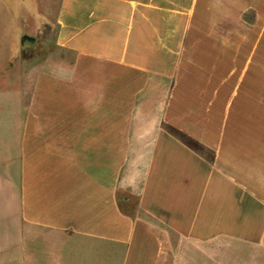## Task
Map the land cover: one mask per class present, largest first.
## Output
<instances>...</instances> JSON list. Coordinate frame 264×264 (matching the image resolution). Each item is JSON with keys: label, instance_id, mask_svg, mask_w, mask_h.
<instances>
[{"label": "crops", "instance_id": "crops-1", "mask_svg": "<svg viewBox=\"0 0 264 264\" xmlns=\"http://www.w3.org/2000/svg\"><path fill=\"white\" fill-rule=\"evenodd\" d=\"M0 35V264H264V0H0Z\"/></svg>", "mask_w": 264, "mask_h": 264}, {"label": "rangeland", "instance_id": "rangeland-1", "mask_svg": "<svg viewBox=\"0 0 264 264\" xmlns=\"http://www.w3.org/2000/svg\"><path fill=\"white\" fill-rule=\"evenodd\" d=\"M20 32V28L17 29L13 34L11 35H5L7 37V41L5 42L6 45L2 44V48H5V55L4 56V60L7 59V53L12 49L13 44L15 43V40L19 39L18 34ZM3 35V36H4ZM1 36V35H0ZM0 37L1 38H3ZM30 37H34V42H30L28 40L24 41L23 37L21 38V42H22V46H21V52L16 51V49H14V52L18 55L17 58H15V60H13V66L16 68L17 72H22L28 67L29 68V64L30 63H36V62H43L46 59H53L56 58L57 56H59V50L55 47L54 44V36H55V26L54 24H52L51 26H48V28H45L43 30H41L39 33L36 34H30L28 35ZM2 40V39H1ZM0 40V44L2 43V41ZM16 44V43H15ZM7 50H9L7 52ZM7 55V56H6ZM6 57V58H5ZM6 88H8L9 86L6 85ZM22 89H26L29 90L30 86L28 83H22L21 86ZM10 92L7 89H4V91H0V102L2 105H4L6 111H7V117H8V112L9 110H11L14 107V103H12V100L9 98V94ZM8 120V118H7ZM121 203L125 206V207H129L130 211H133V208L135 207V202L134 200H131L130 202L125 203L124 201L121 200ZM13 249L9 248V250L7 249V253H11L12 254ZM12 259L9 260V262H11ZM7 264H12V263H7Z\"/></svg>", "mask_w": 264, "mask_h": 264}, {"label": "water", "instance_id": "water-1", "mask_svg": "<svg viewBox=\"0 0 264 264\" xmlns=\"http://www.w3.org/2000/svg\"><path fill=\"white\" fill-rule=\"evenodd\" d=\"M25 39H29V40H32L31 38H28V37H25Z\"/></svg>", "mask_w": 264, "mask_h": 264}]
</instances>
